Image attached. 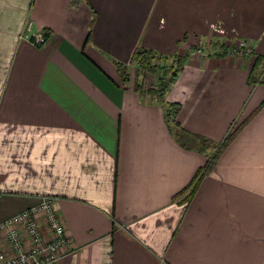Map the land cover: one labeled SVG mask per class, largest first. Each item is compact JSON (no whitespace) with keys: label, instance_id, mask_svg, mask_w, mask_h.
Wrapping results in <instances>:
<instances>
[{"label":"crops","instance_id":"crops-1","mask_svg":"<svg viewBox=\"0 0 264 264\" xmlns=\"http://www.w3.org/2000/svg\"><path fill=\"white\" fill-rule=\"evenodd\" d=\"M140 48L188 53L161 102L136 91ZM256 57L264 0H0V222L52 196L74 249L59 264H264ZM241 124L192 190L193 139Z\"/></svg>","mask_w":264,"mask_h":264},{"label":"built area","instance_id":"built-area-1","mask_svg":"<svg viewBox=\"0 0 264 264\" xmlns=\"http://www.w3.org/2000/svg\"><path fill=\"white\" fill-rule=\"evenodd\" d=\"M21 38L34 46L45 42L42 32L32 29L31 21ZM241 45L244 49L237 48L231 53L249 57L252 49ZM195 53L200 54L202 50H194ZM73 251L72 240L54 208L52 196H41L35 205L0 222V264H59Z\"/></svg>","mask_w":264,"mask_h":264},{"label":"trees","instance_id":"trees-1","mask_svg":"<svg viewBox=\"0 0 264 264\" xmlns=\"http://www.w3.org/2000/svg\"><path fill=\"white\" fill-rule=\"evenodd\" d=\"M44 39L46 38V34H43ZM223 47V44L220 45ZM196 50V49H194ZM223 52H220V54ZM225 53L221 54L224 55ZM188 57V53L185 54H175L173 56H160L153 52L152 50L140 48L137 49L131 56L129 65L133 66L135 71L137 70V74L142 75V80L139 85L136 87V91L140 94L148 96L151 99H155L157 102H161L163 100V96L166 93L169 86L174 82L177 75L182 70L186 60ZM264 64V59H260L259 57L255 58V62L252 68V72L254 69L259 67V65ZM121 78L126 80L127 76V66H118ZM141 72V73H140ZM149 77L152 81L151 85L145 83V78ZM168 77V78H167ZM264 82V80H262ZM143 89H146L145 91ZM170 107V106H169ZM168 107V108H169ZM172 108V107H170ZM176 113V110L171 113V117L173 118ZM243 124L237 126L232 132H230L220 143H216L210 141L206 138L195 137L192 143L195 145V148L198 152L204 154L206 158L205 165L201 170H199L195 178L192 182V190L196 187L197 178L206 174L209 170H211L215 164L217 163L218 158L225 150L227 145L234 139L239 130L241 129ZM181 140H184L181 137ZM180 140V141H181ZM191 140H188V142ZM197 143V145L195 144ZM199 143V144H198ZM210 150V153L208 152Z\"/></svg>","mask_w":264,"mask_h":264},{"label":"rangeland","instance_id":"rangeland-1","mask_svg":"<svg viewBox=\"0 0 264 264\" xmlns=\"http://www.w3.org/2000/svg\"><path fill=\"white\" fill-rule=\"evenodd\" d=\"M227 46H226V44H225V46L227 47V48H225L224 50H223V53H225L224 55H226V56H233L234 54L233 53H231V51L232 50H235V49H237V48H241V49H244L243 48V46L241 45V44H239V43H237V42H227ZM205 46V45H204ZM241 46V47H240ZM206 47V46H205ZM209 46H207L206 48H208ZM220 46L218 45V47L217 48H219ZM215 46H214V44H211V47H210V50H212V51H214V50H216L217 49ZM203 49L205 50V51H207L208 49H205L204 47H203ZM203 49H201L202 50V52H203ZM217 52H220L219 50H216ZM193 52H194V50H193ZM192 52V53H193ZM233 54V55H232ZM236 58H238V59H243V58H247V57H236ZM258 72V73H257ZM257 72H256V75L258 76V77H261L263 80H264V64L257 70ZM141 73V72H140ZM130 74H132V77L135 79V77L136 78H138V77H140V78H142L141 76L142 75H144V74H137V70L135 71V69H133L132 71H130ZM139 75V76H138ZM127 76H129L128 74H127ZM168 78V77H167ZM151 79L149 78V77H146V81H145V83H149V82H151L152 83V81H150ZM195 144L197 145V143L195 142ZM199 144V143H198ZM209 153H210V150L208 151Z\"/></svg>","mask_w":264,"mask_h":264}]
</instances>
